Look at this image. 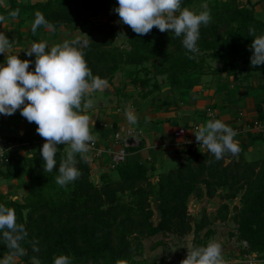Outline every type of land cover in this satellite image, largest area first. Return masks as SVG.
<instances>
[{"label": "trees", "instance_id": "obj_1", "mask_svg": "<svg viewBox=\"0 0 264 264\" xmlns=\"http://www.w3.org/2000/svg\"><path fill=\"white\" fill-rule=\"evenodd\" d=\"M116 6V0H0V16L4 17L0 23L7 26L5 35L13 50L25 36L40 37L64 26L85 31V40L80 42L86 45L84 59L94 76L113 86L117 73L133 68L128 80L114 91L117 109L136 99L158 110L181 108L184 96L196 93L209 76L220 82L225 75L230 84L246 93L264 92V64L250 65L252 39L264 33V20L257 18L256 4L251 0H182V9H195L194 13L206 9L211 17L207 26L200 27L195 53L186 52L181 38L170 32L161 33L155 27L143 36L132 32L114 18L118 16L112 11ZM12 11L18 13L15 18L8 15ZM36 13L52 27L39 26L33 32ZM103 16L107 21L94 23ZM120 39L123 41L118 45ZM12 55L34 61V56L25 52ZM209 62L219 67L212 69ZM33 67L30 64L28 70ZM159 78L165 80L171 95H161ZM128 86L139 93H126ZM110 93L107 89L103 92L106 97ZM90 98L91 94L82 100L80 114L85 113L83 104ZM263 105L264 98L256 106L259 122L264 118ZM6 119L0 115V142L19 147L0 162V180L22 179L26 193L21 200L0 193V204L14 209L17 223L24 225L28 235L21 242L24 255L11 256L0 243V259L10 256L22 264H53L54 258L66 255L71 264H136L134 258L142 254L143 241L158 236L193 235L191 249L205 246L215 236L213 221L206 215L195 220L189 214L191 198L223 201L214 220L236 225L242 258L254 254L264 258V158L247 161L244 157L255 142L264 143L261 135L242 145L236 155L227 154L219 161L209 152L189 149L188 158L175 169L158 172L153 165L128 163L126 158L95 180L91 163L77 154L80 175L62 188L55 183V168L43 171L40 149L44 138H33L30 133L7 136ZM56 147L58 167L68 146ZM23 151L31 155H22ZM34 247L38 251H33ZM184 259L172 264H181Z\"/></svg>", "mask_w": 264, "mask_h": 264}, {"label": "clouds", "instance_id": "obj_2", "mask_svg": "<svg viewBox=\"0 0 264 264\" xmlns=\"http://www.w3.org/2000/svg\"><path fill=\"white\" fill-rule=\"evenodd\" d=\"M182 0H116L112 9L119 17V22L130 27L132 32L143 36L154 27L161 33L170 32L174 38H181L183 49L195 53L200 36V27L207 26L210 14L204 9L194 13L181 8ZM10 12L11 18L17 16ZM4 17L0 16V21ZM39 26L51 28L41 13H36L32 22V31ZM77 36L79 34L77 33ZM11 41L0 33V54H6ZM86 47L78 39L64 41L52 47L45 42H33L25 55L34 56L32 60H20L17 55H6L0 63V115L10 116L17 110L29 123L37 125L36 133L44 138L40 154L43 159V171L51 172L55 168L58 175L55 183L66 187L77 180L80 172L76 155L85 159L89 144L94 137L89 130V117L80 114L82 100L94 91L108 88V82L94 76L87 67L83 49ZM250 65L264 64V33L254 36L249 46ZM30 64L34 67L29 71ZM84 108L92 107L87 99ZM126 123L135 125L137 115L132 110H125ZM235 131L222 120H208L199 127L194 137L215 160L225 155L239 152L238 142L233 138ZM57 145H67L68 150L58 167L55 158ZM15 199V198H13ZM23 224L17 223L13 208L0 204V243L10 251L11 256L24 255L21 242L27 236ZM33 251H38L33 248ZM53 264H71V259L60 255ZM181 264H224L221 246L209 241L205 246H194L187 250Z\"/></svg>", "mask_w": 264, "mask_h": 264}, {"label": "crops", "instance_id": "obj_3", "mask_svg": "<svg viewBox=\"0 0 264 264\" xmlns=\"http://www.w3.org/2000/svg\"><path fill=\"white\" fill-rule=\"evenodd\" d=\"M253 2L255 4V1ZM255 11L257 18L264 20V1H258ZM220 80V82L217 81L213 76L205 77L203 84L195 89L196 93L184 96L181 108L171 107L169 110H158L136 99L125 102L120 109L116 107L111 109L108 106L110 104L116 106L117 100L113 101L109 98L106 104H97L92 107L93 109L85 111L83 115L89 117L90 133L97 138L99 147L105 151L102 157L93 164L96 178L110 170L111 156L106 152L114 145L113 131L109 129L110 127L116 131H123L127 128L140 130L142 143L130 147L127 151V161L128 163H148L153 165L158 172L162 170L168 159L177 157L179 165L188 158V148L184 145L185 139L175 137L181 128L187 129L189 136L194 137L192 131L194 126L201 127L208 120H222L235 131L236 135L233 139L238 142L239 149L242 145L250 143L255 135H261L264 138V118L261 122L263 129L260 132L242 131L247 124L257 120L256 106L264 98V92L254 90L246 93L243 88L230 84L229 78L225 75H222ZM254 81L252 79V82ZM224 84L229 89L228 91ZM126 109L134 111L137 115L138 120L135 125L126 123ZM262 109L264 115V105ZM22 120L20 117V134L25 136L26 133H30L33 138H40L35 131L37 125L32 124L27 127L22 124ZM258 148L261 149L260 154L264 156V143L262 142H255L247 152Z\"/></svg>", "mask_w": 264, "mask_h": 264}, {"label": "rangeland", "instance_id": "obj_4", "mask_svg": "<svg viewBox=\"0 0 264 264\" xmlns=\"http://www.w3.org/2000/svg\"><path fill=\"white\" fill-rule=\"evenodd\" d=\"M207 0H204L206 2ZM246 1V0H244ZM255 4L258 3V1H264V0H252L251 2ZM260 11V10H259ZM195 12V9L193 10ZM114 18H119L118 16H115ZM108 17L103 16L101 18H98L94 20L95 24L103 23L107 21ZM6 24L0 23V33L5 34ZM77 33L79 36H77ZM78 39L79 41L85 40V31L81 30L80 28L72 27V26H64L59 31H54V33H51L47 31L44 35L40 37L36 36H25L24 41L21 44H16V47L13 49H8L6 54H3L4 61L6 55H12L13 52H25L30 49L31 44L33 42H45L47 46L50 48L52 46H55L57 44H61L64 41H73ZM122 39L117 40V44H122ZM13 51V52H12ZM210 67L212 69H215L219 67V65L210 63ZM133 70V68H125L122 72L117 73L114 78V84L113 86H108L107 91L111 92L108 97L103 94V92H106V90L103 91H94L91 94L90 100L92 101V107L94 105L97 106V104H106L110 99L113 101H116L115 96V89L120 88L123 86V83L128 80L129 73ZM254 80V79H253ZM159 81L162 83V92L161 95L163 97H167L171 95V91L169 90L167 84L165 83L164 79L159 78ZM228 85V84H227ZM209 88V86H207ZM224 87L227 89V86L224 84ZM126 93H139V91H134V89L131 86H128L126 88ZM137 95V94H136ZM90 108H85V111H87ZM108 107L113 109L115 107L110 104ZM93 109V108H92ZM203 114V113H202ZM6 124L7 128H5L4 134L7 136H13L20 133V114L19 112H15L13 115L6 116ZM22 124H25L27 127L32 125L31 123L27 122L25 118L22 117ZM178 125V124H177ZM172 128H175V126H172ZM25 129V128H24ZM94 136V135H93ZM95 137V136H94ZM97 140V138H96ZM260 148L258 149H252L249 152L244 153V157L247 161H254L261 158H264L263 155L260 154ZM14 152V150H13ZM22 155H31V153H26V151L21 152ZM93 164L91 163V169H92V175L94 177V180L97 179L95 173L93 172ZM178 166V158L175 157L173 159H168L165 163L164 167L161 171L167 172L170 169H175ZM0 193L6 195L10 198H15L17 200H21L26 191L24 189V180L19 179L11 182H6L0 180ZM223 204V201L220 199H213L208 200L204 199L202 201H198L195 198H191L188 205V212L193 216L195 220H199L203 215H206L211 219L212 222V229L215 231V236L211 238L210 241L217 242L222 249V257L224 264H243L242 257H241V251H242V245L237 241L235 237L236 233V225L233 222L223 224L218 221L214 220V217L217 214V211L219 207ZM237 204V202H235ZM232 205H230L231 207ZM158 217L154 218V222L157 223ZM161 243V245L153 249L155 244ZM193 242V235H188L183 238H179L173 235H167L165 237H155L152 239L144 240L143 245V251L141 255L135 256L134 262L136 264H172L177 262L179 259H184L187 256V250L190 251L192 247ZM0 264H22L17 258L15 257H4L3 259H0ZM32 264H37L36 262H33Z\"/></svg>", "mask_w": 264, "mask_h": 264}, {"label": "built area", "instance_id": "obj_5", "mask_svg": "<svg viewBox=\"0 0 264 264\" xmlns=\"http://www.w3.org/2000/svg\"><path fill=\"white\" fill-rule=\"evenodd\" d=\"M198 128V126H194L192 128L194 134L198 130ZM262 129V123L256 120L251 122V124H247L242 129V131L260 132ZM175 137L185 139L184 145L188 148V150L191 149L208 152L205 148L199 145V142L195 140V137L189 136V132L185 128L179 129V131L175 134ZM112 139L114 145L113 147H109L106 152L111 156L110 168L115 169L118 165L126 160L128 156L127 149L141 143L142 132L133 128H127L123 131H114ZM18 147L19 145H3L0 142V162H2L6 156H8L13 150L17 149ZM104 152L105 151L99 147L98 142L94 137V142H91L89 144V151L84 155L90 163H94L102 157V154ZM244 246H246L245 243ZM241 262L243 264H264V258H259V256L254 254L245 256L244 258H242Z\"/></svg>", "mask_w": 264, "mask_h": 264}]
</instances>
